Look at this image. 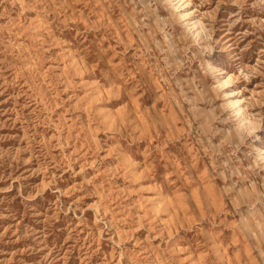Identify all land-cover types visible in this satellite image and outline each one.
<instances>
[{"label": "rangeland", "instance_id": "obj_1", "mask_svg": "<svg viewBox=\"0 0 264 264\" xmlns=\"http://www.w3.org/2000/svg\"><path fill=\"white\" fill-rule=\"evenodd\" d=\"M0 264H264V0H0Z\"/></svg>", "mask_w": 264, "mask_h": 264}, {"label": "bare ground", "instance_id": "obj_2", "mask_svg": "<svg viewBox=\"0 0 264 264\" xmlns=\"http://www.w3.org/2000/svg\"><path fill=\"white\" fill-rule=\"evenodd\" d=\"M191 18V17H190ZM237 102V101H236ZM238 110V109H237ZM254 222V221H253ZM243 224V223H242ZM247 224H249L248 222H247ZM252 231V230H251ZM257 231V230H256ZM241 260V259H240ZM243 260V259H242ZM241 262V261H240Z\"/></svg>", "mask_w": 264, "mask_h": 264}]
</instances>
